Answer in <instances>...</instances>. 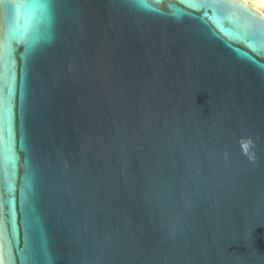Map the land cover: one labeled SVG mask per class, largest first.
I'll list each match as a JSON object with an SVG mask.
<instances>
[{"label": "water", "instance_id": "obj_1", "mask_svg": "<svg viewBox=\"0 0 264 264\" xmlns=\"http://www.w3.org/2000/svg\"><path fill=\"white\" fill-rule=\"evenodd\" d=\"M0 264H264V14L0 0Z\"/></svg>", "mask_w": 264, "mask_h": 264}, {"label": "rangeland", "instance_id": "obj_2", "mask_svg": "<svg viewBox=\"0 0 264 264\" xmlns=\"http://www.w3.org/2000/svg\"><path fill=\"white\" fill-rule=\"evenodd\" d=\"M246 3L249 5V6H251L253 9H257L258 10V5L256 4L257 3V1L256 0H246ZM257 5V6H256ZM260 10H261V12H260ZM260 10L258 11V12H260V13H262V14H264V8H260Z\"/></svg>", "mask_w": 264, "mask_h": 264}, {"label": "bare ground", "instance_id": "obj_3", "mask_svg": "<svg viewBox=\"0 0 264 264\" xmlns=\"http://www.w3.org/2000/svg\"><path fill=\"white\" fill-rule=\"evenodd\" d=\"M241 1H243V2L246 3V0H241ZM256 1H257L256 4L258 5V7H257L258 10L256 9L257 11H259L261 7L264 8V0H256ZM257 5H256V6H257ZM260 12H261V10H260Z\"/></svg>", "mask_w": 264, "mask_h": 264}]
</instances>
